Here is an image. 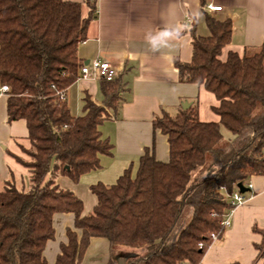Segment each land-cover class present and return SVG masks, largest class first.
I'll list each match as a JSON object with an SVG mask.
<instances>
[{
    "label": "trees",
    "instance_id": "trees-1",
    "mask_svg": "<svg viewBox=\"0 0 264 264\" xmlns=\"http://www.w3.org/2000/svg\"><path fill=\"white\" fill-rule=\"evenodd\" d=\"M96 11L94 0H0V87L10 89L8 121L24 120L31 142L29 160L18 158L30 173L28 189L8 181L0 190V264H48L54 216L66 213L75 216V229L56 264H81L93 238L110 243V264H201L212 235L219 240L226 231L227 196L264 175V47L223 59L232 20L204 12L209 35L192 33V61L175 64L181 83L215 96L219 120L202 121L196 106L156 118L154 129L168 136L169 161L146 152L135 177L128 169L111 186L93 185L97 205L84 216L83 201L59 176L78 184L101 168L100 156L111 155L100 126L117 116L126 87L121 78H100L103 104L87 95L79 117L58 95L81 76L79 48ZM254 231L263 238L256 248L264 263V230Z\"/></svg>",
    "mask_w": 264,
    "mask_h": 264
},
{
    "label": "crops",
    "instance_id": "crops-1",
    "mask_svg": "<svg viewBox=\"0 0 264 264\" xmlns=\"http://www.w3.org/2000/svg\"><path fill=\"white\" fill-rule=\"evenodd\" d=\"M63 1L84 3L86 0ZM94 1L96 19L89 27L88 40L80 45L79 57L84 63L95 59L111 63L118 71L117 78H121L126 87L117 116L100 126L103 139L109 140L113 147L111 155L100 156L101 168L83 175L78 184L59 176L61 186L83 201L84 216L92 213L97 205V198L91 192L93 185L111 186L128 169L135 177L146 152L160 162L169 161L168 136L154 129L156 118L165 114L177 115L184 103L196 106L201 116L206 90L195 84L181 83L175 63L192 61V33L209 35L204 12L219 20H232V41L226 48L225 58L229 51L243 55L264 47V0ZM208 5L223 9L209 12ZM165 29H174L178 36L168 41L160 38L161 46L153 50L149 43L150 34ZM99 80L80 76L66 91L65 98L74 116L85 114L83 108L87 95L97 104H103ZM217 105H212L211 110ZM30 148L26 122L8 121V95L0 93L1 191L8 181H14L20 189L25 183L29 184V170L18 158L29 160L26 152ZM247 184L251 188L245 194V203L233 211L231 226L222 239L214 240L201 264H264L257 260L256 248L263 238L254 231V228L264 230V175L252 176ZM53 224L55 237L44 250L48 264H56L61 246L68 244L67 231L75 229V216L56 214ZM77 232L80 237L81 232ZM111 257L110 243L103 238H93L81 264H110Z\"/></svg>",
    "mask_w": 264,
    "mask_h": 264
},
{
    "label": "built area",
    "instance_id": "built-area-1",
    "mask_svg": "<svg viewBox=\"0 0 264 264\" xmlns=\"http://www.w3.org/2000/svg\"><path fill=\"white\" fill-rule=\"evenodd\" d=\"M207 9L209 12H221L222 7L221 6H214V5H208ZM118 71L116 68L109 62L101 60V59H95L90 61L88 64H85L81 69V77L83 79H96V78H102L107 81H113L117 78ZM54 89H56V86H52ZM10 91L8 86H1L0 87V93L7 94ZM58 95L62 100H65V93L64 92H58ZM247 188H251L250 184L245 185ZM229 203L231 204V209L225 214L224 219L222 221V226L227 229L231 226V217L233 211L245 203L246 197L245 194L240 193L239 189L237 188L236 191H234L231 195L227 196ZM212 238L214 240L217 239L216 235H212Z\"/></svg>",
    "mask_w": 264,
    "mask_h": 264
},
{
    "label": "rangeland",
    "instance_id": "rangeland-1",
    "mask_svg": "<svg viewBox=\"0 0 264 264\" xmlns=\"http://www.w3.org/2000/svg\"><path fill=\"white\" fill-rule=\"evenodd\" d=\"M207 32L208 31H207V28H206L205 29V33L207 34ZM226 53H227V51L225 49L222 58H225ZM204 96H205V98H202L203 101H204V103H203V110H202L201 116H200L201 117V120L202 121H205V122H215V121H218V117L211 110L212 105L214 106V105H217L218 104L217 100L215 99L214 95H212L211 93L206 92V91H204ZM222 132H223L225 138H227V139H230V138L233 137L232 134L229 131H227L225 128H223V127H222ZM24 186L25 187H23V188L28 189L27 187H29V184L28 183H25Z\"/></svg>",
    "mask_w": 264,
    "mask_h": 264
},
{
    "label": "clouds",
    "instance_id": "clouds-1",
    "mask_svg": "<svg viewBox=\"0 0 264 264\" xmlns=\"http://www.w3.org/2000/svg\"><path fill=\"white\" fill-rule=\"evenodd\" d=\"M177 36L178 33L174 29L173 30L165 29L162 30L161 32L150 34L151 38L149 39V43L153 47V50H157L161 46L160 38H164L166 41H168L170 39L176 38Z\"/></svg>",
    "mask_w": 264,
    "mask_h": 264
},
{
    "label": "water",
    "instance_id": "water-1",
    "mask_svg": "<svg viewBox=\"0 0 264 264\" xmlns=\"http://www.w3.org/2000/svg\"><path fill=\"white\" fill-rule=\"evenodd\" d=\"M88 63H89V62H86L85 64H88ZM182 108H183V110H188V109L190 108V104H188V103H184V104L182 105ZM237 187H238L240 193H242V194H246V193H248V192L250 191V189L247 188V187H246L244 184H242V183L238 184ZM119 264H124V261L121 260V261L119 262Z\"/></svg>",
    "mask_w": 264,
    "mask_h": 264
}]
</instances>
